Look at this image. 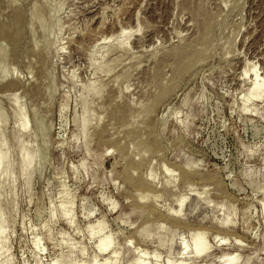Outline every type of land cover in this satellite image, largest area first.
<instances>
[{"label":"rangeland","instance_id":"374dc122","mask_svg":"<svg viewBox=\"0 0 264 264\" xmlns=\"http://www.w3.org/2000/svg\"><path fill=\"white\" fill-rule=\"evenodd\" d=\"M3 34L0 264H264V0H0Z\"/></svg>","mask_w":264,"mask_h":264},{"label":"bare ground","instance_id":"6f19581e","mask_svg":"<svg viewBox=\"0 0 264 264\" xmlns=\"http://www.w3.org/2000/svg\"><path fill=\"white\" fill-rule=\"evenodd\" d=\"M4 12V11H3ZM35 15V14H34ZM18 18V17H17ZM21 19V18H20ZM6 20V19H5ZM31 23V22H30ZM41 24H43L41 22ZM5 26V25H3ZM26 28H27V25H26ZM44 28V27H42ZM19 28H17L16 30H18ZM28 29V28H27ZM15 30V31H16ZM21 30V29H20ZM19 31V30H18ZM16 33V32H15ZM7 34V32H6ZM22 34V33H21ZM123 36H124V33H120V34H117L116 37L114 38H110V39H103L102 41H100L99 43H97L95 46H94V51L96 52V54L99 56L100 58V61L103 62V59H105V56H106V52L108 50H113L114 51V55L118 56L120 55V53L122 52V49H123ZM1 37H6V38H9L7 37L5 34L1 35L0 36V39ZM17 37V36H16ZM6 40V39H5ZM2 44V43H1ZM1 47V46H0ZM0 50L4 51V49H1ZM115 57V56H114ZM113 57V58H114ZM119 57V56H118ZM115 59V58H114ZM183 71V70H182ZM1 73V72H0ZM28 74V73H27ZM254 74V77L256 78L257 77V73L254 71L253 72ZM13 75L12 78H10L11 81H9L10 83L11 82H16L17 80L14 79V74H11ZM28 77V76H27ZM18 78V77H17ZM16 78V79H17ZM13 85H15V83H11ZM17 84V82H16ZM18 85V84H17ZM16 85V86H17ZM264 93V80H260V81H256V83L246 92V95L243 99L242 102H248L250 99H257L259 98L261 95H263ZM249 103V102H248ZM246 104V103H245ZM16 103L12 101L11 103V106L12 108L14 109ZM88 102L86 99H83L82 101V116H81V125H82V128L83 130L86 129L90 122H89V108H88ZM244 105V104H243ZM244 107V106H243ZM247 107V106H246ZM244 109V108H243ZM242 110V109H241ZM246 110V109H245ZM244 112H247L245 111ZM248 110V109H247ZM243 111V110H242ZM131 112V111H130ZM133 113V112H132ZM131 113V114H132ZM137 113V112H136ZM140 114V113H138ZM27 114L23 115L22 117H20V127L22 128V130H27L28 127H29V120H28V117L26 116ZM133 116V115H132ZM6 119V114L4 112H1L0 113V120H4ZM132 119V118H131ZM135 119V118H134ZM146 120V119H145ZM2 122V121H1ZM6 122V120H5ZM139 127V126H138ZM142 128V127H141ZM45 134H35L36 137L38 139H44V138H47L48 136V124H45ZM144 131V130H143ZM85 139L87 138V136L84 137ZM144 138V137H143ZM86 141V140H85ZM25 146H26V143L23 142L22 144V150H21V157L24 158L25 162H26V167H29L32 163V159H30V157L26 154V152L24 151L25 149ZM139 146V145H138ZM48 147H49V144L47 143V140L45 141V143L43 144V146H41L40 150L38 151V154L40 157V159H38L39 161H37V166H38V170L40 172V175L42 176L44 174V171L46 169V165H47V158H48ZM138 148V147H137ZM4 168L5 169V176L7 177L8 180L11 181L13 175H14V165L7 160V157H6V154L3 152V151H0V172H1V169ZM194 169V167H193ZM38 173V172H37ZM77 177V176H76ZM66 196V195H65ZM64 197V196H63ZM66 199V198H65ZM70 199V198H69ZM67 203H69L68 201H66ZM30 203V202H29ZM66 203V204H67ZM183 203H185L184 201L181 203L180 205V211L179 213L181 214V211H182V206H183ZM65 205V203H64ZM52 207V206H51ZM63 207H61L62 209ZM67 208V207H66ZM184 208V207H183ZM51 211V210H50ZM66 211V209L64 210ZM262 212H263V217H264V206L262 207ZM66 215H70V212L67 211L66 212ZM52 216V214H51ZM66 216V217H67ZM71 217V216H69ZM230 219V218H229ZM229 219L227 218L226 222L229 221ZM56 220V219H55ZM73 220V219H72ZM46 221V220H45ZM47 222V221H46ZM69 222V221H68ZM72 223V222H70ZM45 224V223H44ZM47 224V223H46ZM43 226V225H42ZM72 226V225H71ZM47 227V226H46ZM2 228H3V213H2V207H1V194H0V238H1V235H2ZM104 229V225H103V222H99L95 227H94V232L95 233H99L100 231H102ZM204 234H200V233H193L192 234V237H191V240H192V243H191V253L193 254V257L195 258H200V257H204L205 255L208 254V252L210 251L209 250V247L206 243V239L204 238ZM217 238V237H216ZM223 241V240H222ZM36 241L34 240V243ZM221 243V242H220ZM224 243V242H223ZM111 240L109 238V236L101 239L98 243H97V249L102 252V253H108V252H111L110 256H108V258H106L104 260V263L102 264H109L107 263L109 260H114L113 262H115V258L117 257V250H112V246H111ZM185 244V242H184ZM183 244V245H184ZM189 249V248H188ZM182 250H187L186 249V246L182 247ZM183 252V251H182ZM85 253V252H84ZM81 254V253H80ZM183 254V253H182ZM181 254V255H182ZM238 255V254H237ZM230 255H225L223 257L220 258L219 261H222L223 264H235V262H237V256H233V257H229ZM85 257V256H84ZM184 257V256H183ZM119 258V256L117 257ZM138 260V259H137ZM95 261V260H94ZM59 263V261H56V263ZM66 262V261H65ZM84 262V261H83ZM82 262V263H83ZM192 262V261H191ZM55 263V264H56ZM64 263L61 262L60 264ZM138 262H134L132 264H137ZM184 262H179L178 264H183ZM189 263V262H188ZM197 263V262H196ZM239 263V262H238ZM93 264V262H92ZM101 264V263H100ZM113 264V263H112ZM116 264V262H115ZM185 264V263H184Z\"/></svg>","mask_w":264,"mask_h":264}]
</instances>
